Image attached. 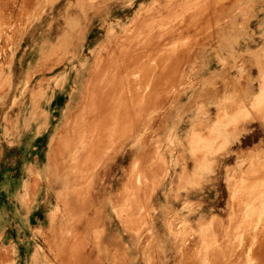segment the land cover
Segmentation results:
<instances>
[{
	"label": "rangeland",
	"instance_id": "374dc122",
	"mask_svg": "<svg viewBox=\"0 0 264 264\" xmlns=\"http://www.w3.org/2000/svg\"><path fill=\"white\" fill-rule=\"evenodd\" d=\"M54 1L42 0L0 31V218L4 214L7 220L0 219V247L12 244L16 250L11 262L2 264H34V258L38 264H132L135 252L140 262L165 264L166 254L173 252L170 243L166 247L167 227L210 229L211 218L229 233L228 251L242 250L247 264L251 244L264 237V206L245 207L253 200L250 188L264 181V0H86L79 6ZM5 6L0 3V15ZM193 18L198 26L166 36L159 52L135 46L152 32L186 22L185 28ZM77 43L84 44L82 52ZM44 48L48 59L60 63L58 71L34 76L25 90ZM161 53L166 62L162 103L134 100L135 114L119 132L115 113L107 118L88 115L93 102L81 97L68 117L74 129L63 132L59 144L66 149L74 143L77 149L56 165L59 174L70 171L73 183L68 189L56 183L50 191L43 183L37 200L26 199L24 185L34 188L35 175L48 165L50 141L63 121L73 85L84 91L111 86L119 74L118 79L128 76L138 91ZM117 57L122 62L112 64ZM134 57L150 62L143 70L127 71ZM84 62L92 72L77 81L76 69ZM117 68L123 71H109ZM245 89L251 98L235 103ZM146 105L150 108L143 114ZM218 105L227 109L223 123ZM249 110L256 115L249 118ZM42 111L49 124L37 121ZM222 133L226 141L213 143ZM209 152L216 156H207L196 174L193 168L183 171L185 160L192 164L191 158ZM152 160L162 171L139 179L141 166ZM138 198L150 201L126 229L140 237L107 240L116 230V213L123 205L121 215L127 217L128 202ZM73 200L82 207L68 210ZM25 203L33 214L27 225ZM252 217L259 223L244 227ZM240 228L250 229L248 239L242 240ZM188 251L186 262L207 257L195 248Z\"/></svg>",
	"mask_w": 264,
	"mask_h": 264
},
{
	"label": "bare ground",
	"instance_id": "6f19581e",
	"mask_svg": "<svg viewBox=\"0 0 264 264\" xmlns=\"http://www.w3.org/2000/svg\"><path fill=\"white\" fill-rule=\"evenodd\" d=\"M56 1V0H55ZM54 1V2H55ZM42 0H0V3H4L6 6V12L0 15V31H6L8 29V26H11L13 24H16L20 20H22L26 16V10L28 8H31L33 5L36 7L38 4H40ZM48 2V0H47ZM86 0H70L71 5H82L85 4ZM197 18H193V22H189L191 24L187 25L185 28L186 22L184 24H177L169 28L166 32V30H162L160 32H152L147 38L142 39L138 42L135 46L140 45H147L151 48V50L160 51L164 41L166 40V36H173L175 34H178L179 32H184L186 30H189L191 28H194L198 26L197 23H194ZM51 30V29H50ZM16 31H13V34ZM93 31L88 30V34L92 33ZM21 35V33H19ZM96 40L97 36H94ZM3 38V34L0 35V41ZM37 39V38H35ZM87 37H84V41H86ZM63 41L60 40L57 44H61ZM140 44V45H139ZM78 48L80 51H83V43H77ZM132 47L128 48L131 49ZM79 51V50H78ZM110 54V53H109ZM164 53L160 54V58L158 60V63L156 64V67L153 68L150 71V74L148 75L145 83V87H139L138 91L134 89V84L129 80L128 76L119 78V74L116 75L115 80L111 86H104V87H97L93 88L92 90L84 91L82 86L80 84L73 85L71 92H70V102L68 103L67 110L63 114V121L60 123V125L57 126L55 133L50 141V148L49 153L47 157V166L44 168L42 172L36 171L35 168L33 170L35 173H38L35 175V186L32 188L28 183L24 185V195L26 199H28V196H32V200H37L42 187H44L43 183L45 184L47 191H50L54 184H58L60 186H63L64 189H68V186L73 183L70 176V171L59 174L58 168L56 165L61 161V158L66 154L68 151L73 152L77 149V146L73 143L72 146L69 145V147L61 148L59 147L60 144V137L63 135V132H69L70 130H73L74 127L69 125L68 117L71 114L72 105L74 103H78L80 101V98L83 97L86 101L91 100L93 103L88 106V115H95L96 117L99 116H105V118L112 116L113 113H115V116H117L118 119V128L119 132L120 129L127 128L128 124L132 118V116L135 114L134 109V100H140L141 103L150 104L153 101H158V103H162L164 97H165V91H166V62L163 59ZM118 60L114 61L112 64H118V61L122 62L121 59L119 60V57H117ZM87 62V60H86ZM86 62L82 63V65L79 66V69L77 70V81L83 80L85 78V75L89 72H92L90 69L87 72V68L85 67ZM101 62H103V59L101 58ZM150 62V58H142V57H134L131 61V69L127 71H139L146 68L147 64ZM36 64L38 66L36 68H32L31 73H29V78L26 79V84H24L25 90L28 87V84H30L31 80H33L34 76H44L49 73L53 74L58 71V68L60 66V63H55L48 59L46 57V48L40 49L38 52ZM104 66L102 63L100 65H96V69L93 71H97V68H100V66ZM68 70H65L66 75L68 78L71 79V73H67ZM109 71H123L119 68L117 69H110ZM99 75H101L99 73ZM67 81V78L64 77ZM118 79V80H117ZM117 80V81H116ZM264 83V76L262 77V81ZM87 89V88H85ZM262 89L261 91H263ZM213 95V94H209ZM91 97V98H90ZM264 98V95L262 96ZM250 94L247 93V89L243 92V95L239 98L236 97L234 99V102H239L240 104H243V102L249 100ZM260 98V97H258ZM258 98L254 97L253 99L258 100ZM85 101V102H86ZM218 108L219 114L221 115L220 122H224V115L227 113V109L224 106H216ZM150 106L146 105L143 108V114L148 112ZM141 112V109H140ZM249 115V118H252L256 115V113L253 110H249L247 112ZM37 121H41V119H44V122L46 121V124H49V119L45 117L44 111L40 112L37 117ZM256 121V120H253ZM51 127V126H50ZM48 128V126H47ZM226 141V135L220 134V137L217 136L213 143H224ZM130 142H133V145L131 147L133 149H138V143L135 139L131 138ZM138 153L139 150H129V153ZM212 152H209L208 154L199 157H193L190 159V162L192 164H188V162L185 160L181 166L183 167L184 172H188L191 170V168L194 169V174L197 173V169L201 168L202 165H204V162L208 157H215L216 155H212ZM222 157V155H219ZM153 161V160H152ZM192 165V167H191ZM56 167V168H55ZM165 167V166H164ZM166 170V167H165ZM115 171V170H114ZM113 171V172H114ZM162 171V165L158 163V161H153L146 165L144 168V165L141 166V169H139L138 178H146V177H154L156 175H159V173ZM112 172V173H113ZM75 176V175H74ZM32 181V180H31ZM251 196H253V200L246 203L245 207L253 208L256 205H263L264 206V181L263 182H255L253 186L250 188ZM60 194V193H59ZM58 203H59V195L57 196ZM23 198V203H24ZM28 199V200H30ZM168 200V199H167ZM124 201V200H123ZM150 201V198L143 199L138 198L133 201L128 202V207L131 212L128 213L127 217H122L121 211L122 209L116 213V220L113 221V225L115 226L114 234H109L107 237V240H125L133 242L134 240L138 239L140 237V234L138 231L126 229L128 220L138 215L137 211L142 210ZM113 203L112 201H110ZM119 200L116 202V208L118 205ZM125 203V202H124ZM114 204V203H113ZM83 203H76L75 200H73L70 204L68 203V210L76 211L79 209V207H82ZM126 205V204H125ZM26 210L29 212V214L26 216V222L25 225L29 224L30 221L33 219V214L30 211L31 205L29 203L24 204ZM232 207V206H231ZM121 215V216H120ZM168 214H166L167 216ZM181 220V223H188L191 224L188 218L182 217V215H176ZM1 222L7 223V220L4 218V214H2V217L0 218ZM93 221L91 219L88 220V225H91ZM151 223L153 225H156L155 220H152ZM219 221L216 218L210 219V229H203V228H185L181 229L178 227V225L171 224L166 229V247L168 246L167 243H170L171 248L173 249V252L170 254H166V263L165 264H243L244 258L242 256L243 252L242 250H235V251H228V245L226 244L229 240V233L226 232L222 228H218ZM259 221L255 218H251L248 220H245L243 222L244 227H249L252 225L258 224ZM121 225V229H117V225ZM60 227V225H59ZM125 228V229H124ZM243 229L240 231L242 240L245 238L248 239L247 231L250 229L246 228H240ZM2 235L0 234V238ZM251 238V236H250ZM142 245L136 246V248L141 247ZM251 253H248L250 260L247 262V264H264V237L256 239L254 243L251 244ZM195 248L197 249V254L205 253L207 254V257L205 259L200 260H193L191 262H186L184 260L185 256L189 254V249ZM136 253V252H135ZM135 253L132 254L133 259H135L134 263L132 264H150V259H143V261H139V259L135 256ZM16 254L15 247L11 246H4L0 247V264H2V261L4 262H11L10 259L14 257ZM92 256V254L89 255V258ZM163 263V262H162ZM161 263V264H162ZM34 264H38V262L34 258ZM90 264H94L93 262H90ZM108 264V263H107Z\"/></svg>",
	"mask_w": 264,
	"mask_h": 264
}]
</instances>
